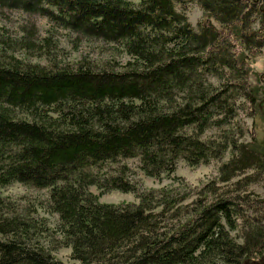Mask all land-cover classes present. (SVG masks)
<instances>
[{"label": "trees", "instance_id": "obj_1", "mask_svg": "<svg viewBox=\"0 0 264 264\" xmlns=\"http://www.w3.org/2000/svg\"><path fill=\"white\" fill-rule=\"evenodd\" d=\"M178 2L0 0L127 57L62 65L46 58L49 37H0V264L264 262V199L232 183L264 175V88L249 80L264 1L196 0V27ZM127 160L171 185L140 191ZM180 162L218 178L193 194L173 177ZM14 184L47 190L39 208L54 227L3 197ZM111 191L137 203H101ZM63 248L70 262L55 258Z\"/></svg>", "mask_w": 264, "mask_h": 264}, {"label": "rangeland", "instance_id": "obj_2", "mask_svg": "<svg viewBox=\"0 0 264 264\" xmlns=\"http://www.w3.org/2000/svg\"><path fill=\"white\" fill-rule=\"evenodd\" d=\"M134 1L137 2L138 0ZM175 7L178 11L184 12L188 22L194 27H196L197 23L202 18V10L196 0H179ZM253 27L256 29L259 26L258 24H254ZM27 32H31L35 39H42L45 37L50 38L53 45L47 50L46 58L54 61L56 64H71L80 59H88L95 63L111 61L115 64L118 62H124L127 59V57L124 54H121L116 48L98 41H87L73 32L59 29L45 17L36 14L30 15L17 10H0V37H4L5 39L8 37V41L14 42L23 37H27ZM26 41H29V43L32 44L31 39L27 38L24 42ZM39 45L40 44L37 43L33 50L39 51ZM43 52L44 50L42 53ZM42 53H40V55ZM16 55L17 57L24 56L20 53H17ZM28 55V60L30 62H36V52L30 51L28 52ZM40 63L48 66L49 62L48 60L42 59ZM252 69L254 73L250 75V85L253 86L260 81V85L264 88V45L259 50V54L255 57ZM240 118L243 119L245 126L249 131L252 128V118L244 119L243 115L240 116ZM257 124L258 127H260L259 135H261L264 126L259 124V121H257ZM208 134L212 135V132H209ZM123 165L128 167L131 177L133 181L139 185L140 191L150 189L159 190L172 183L171 179L163 178L161 180H155L143 175L139 169H137V163L134 160H127ZM250 173L251 172L249 171L246 175H250ZM173 177L181 179L183 181L182 184L194 194L205 184L216 180L218 178V171L215 165L190 167L180 162ZM246 177L248 176H239L232 183L240 181L241 190L251 194L254 198L257 197L259 199H264V175L249 183L247 182L248 179ZM89 190L95 195L99 194L97 189L93 186L90 187ZM47 193L46 189L38 190L20 184H14L2 191L3 197L11 202L14 201L25 206L31 204L32 207L35 208L37 214L41 217H46L49 224L54 227L56 216L49 215L45 213L42 208H39L40 202L47 198ZM193 199L194 196H192L190 200L185 201L183 205L189 203ZM99 201L101 203L112 205L137 203V200L132 194L118 191H111L101 195ZM69 254L70 250L63 248L58 250L54 256L63 262H70ZM245 264H264V262L247 261Z\"/></svg>", "mask_w": 264, "mask_h": 264}]
</instances>
